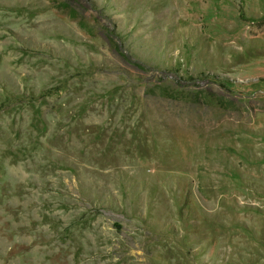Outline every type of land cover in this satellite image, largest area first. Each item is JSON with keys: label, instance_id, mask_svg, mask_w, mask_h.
Segmentation results:
<instances>
[{"label": "rangeland", "instance_id": "1", "mask_svg": "<svg viewBox=\"0 0 264 264\" xmlns=\"http://www.w3.org/2000/svg\"><path fill=\"white\" fill-rule=\"evenodd\" d=\"M0 264H264V0H0Z\"/></svg>", "mask_w": 264, "mask_h": 264}]
</instances>
